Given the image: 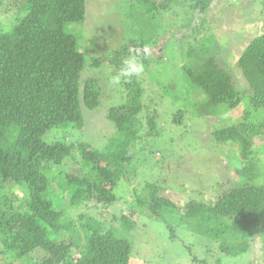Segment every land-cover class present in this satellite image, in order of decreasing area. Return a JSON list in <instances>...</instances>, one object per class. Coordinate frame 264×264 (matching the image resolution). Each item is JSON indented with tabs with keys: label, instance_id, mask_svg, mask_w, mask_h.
<instances>
[{
	"label": "trees",
	"instance_id": "obj_1",
	"mask_svg": "<svg viewBox=\"0 0 264 264\" xmlns=\"http://www.w3.org/2000/svg\"><path fill=\"white\" fill-rule=\"evenodd\" d=\"M193 1L192 9L201 13L212 4V0ZM170 3L164 0L160 6L167 8ZM24 8L25 16L11 30L0 31L3 264H132L134 247L127 236L144 217L162 223L171 238L176 237L178 228L187 231L190 237L184 245L185 255L195 261L199 260L192 254L195 248H205L208 255L214 251L209 249L212 246L233 260L249 253L253 240L264 236V184H253L251 178L215 200H192L182 210L160 195L167 190L164 185L146 180L140 190L141 185L132 191L133 200L125 202L127 212L120 211L104 221L86 212L78 220L67 216L70 208L107 209L121 202L115 193L118 183L124 180L130 184L140 177L139 167L146 160L141 159L137 166L131 150L138 142L143 144L141 155L154 149L151 138L159 136L158 113L144 112L142 87L133 76L126 85V102L107 113L118 139L102 150L84 143L46 142L44 137L53 128L83 127L82 103L89 109L100 104L96 80L87 79L81 86L84 53L77 33L66 29L69 23L85 21L87 0H27ZM155 43L136 44L131 54L139 56L147 67L150 59L144 57V49ZM196 54L192 49L187 52L189 59L199 56ZM238 67L252 93L251 106L237 124L213 135L218 145H236L246 162L253 156L254 137L264 126L261 116L255 118L264 110V33L250 41ZM182 69L188 86L205 96L197 105L198 116H218L220 108L231 112L241 106L242 94L214 59L207 58L197 69ZM174 116V122L180 124L184 111ZM68 161L79 164L81 172L70 175ZM242 171L255 175L258 170L255 164H246ZM55 174L64 180L60 185ZM55 180L63 187L66 201L51 193ZM12 185L22 189L24 200L11 191ZM223 263V258L216 260V264Z\"/></svg>",
	"mask_w": 264,
	"mask_h": 264
},
{
	"label": "rangeland",
	"instance_id": "obj_2",
	"mask_svg": "<svg viewBox=\"0 0 264 264\" xmlns=\"http://www.w3.org/2000/svg\"><path fill=\"white\" fill-rule=\"evenodd\" d=\"M23 1L0 0V31L11 30L25 16L27 0ZM163 1L87 0L85 21L66 26L68 32L77 33L84 53L81 86L87 79L96 80L101 98L95 109L82 103L83 127L70 124L67 128H53L44 137L49 143L56 140L75 146L84 143L102 150L118 139L107 113L110 108L126 102V85L131 78H121L118 86L110 81L120 73L123 61L135 51L134 45L156 40L155 44L143 48L150 64L144 66L141 75L133 77L142 87L144 112L156 110L158 113L159 136L155 140L151 138L154 149L141 155L142 143L138 142L131 150L137 166L146 160L144 166L139 167L140 177L130 184L124 180L118 183L115 193L121 202L107 209L70 208L66 214L74 220L85 212L102 221L120 211L127 212L125 202L133 200L132 191L141 185L140 190L146 180L164 185L167 190L160 195L173 201L179 210L192 200H215L247 178L253 179V184H264L263 125L252 141L251 161L241 159L236 145L216 144L213 135L216 130L237 124L245 109L251 106L252 93L238 60L250 41L264 33V0H212L205 13L192 9L193 0H170L167 8L160 6ZM191 49L199 56L189 59L187 52ZM207 58L214 59L231 75L233 84L242 94V104L231 112L220 108L218 116L200 117L196 108L205 96L188 86L182 68L197 69ZM179 110L184 111V116L177 124L173 119ZM258 113L255 118L261 116L264 120V110ZM246 164H255L258 170L255 175L243 173ZM67 165L70 175L81 172L76 162L68 161ZM57 175L55 179L60 185L64 180ZM54 185L51 193L66 201L63 187L59 188L56 180ZM11 191L25 199L19 186L12 185ZM139 222L136 231L127 236L134 247L132 264H216V260L222 258L223 264H264V236L255 238L249 253L237 259L221 255L210 245L209 249L214 251L208 255L205 248L192 250L199 259L195 261L185 255L184 245L190 237L187 231L178 228L176 237L171 238L162 223L145 217ZM0 264H3L2 256Z\"/></svg>",
	"mask_w": 264,
	"mask_h": 264
},
{
	"label": "clouds",
	"instance_id": "obj_3",
	"mask_svg": "<svg viewBox=\"0 0 264 264\" xmlns=\"http://www.w3.org/2000/svg\"><path fill=\"white\" fill-rule=\"evenodd\" d=\"M144 71V64L139 56H129L123 61V66L120 73L113 77L110 83L113 86L120 84L121 78H131L133 76H139Z\"/></svg>",
	"mask_w": 264,
	"mask_h": 264
}]
</instances>
